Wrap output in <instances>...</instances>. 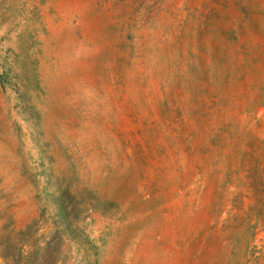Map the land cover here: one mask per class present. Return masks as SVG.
Returning a JSON list of instances; mask_svg holds the SVG:
<instances>
[{
	"label": "rangeland",
	"instance_id": "1",
	"mask_svg": "<svg viewBox=\"0 0 264 264\" xmlns=\"http://www.w3.org/2000/svg\"><path fill=\"white\" fill-rule=\"evenodd\" d=\"M0 264H264V0H0Z\"/></svg>",
	"mask_w": 264,
	"mask_h": 264
}]
</instances>
